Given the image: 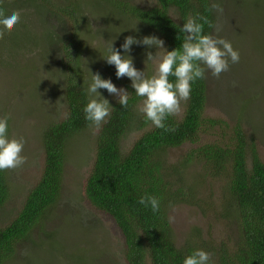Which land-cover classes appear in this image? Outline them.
Returning a JSON list of instances; mask_svg holds the SVG:
<instances>
[{
    "label": "rangeland",
    "instance_id": "374dc122",
    "mask_svg": "<svg viewBox=\"0 0 264 264\" xmlns=\"http://www.w3.org/2000/svg\"><path fill=\"white\" fill-rule=\"evenodd\" d=\"M116 1L144 8L156 6V0H45L43 3L3 0L7 13L19 11L22 19L15 32H6L0 40V117H10L9 138L26 141L23 155L27 163L8 170L10 197L0 210L2 225L8 224L21 210L28 193L41 178L45 162L43 129L48 122L58 121L67 114L60 93L64 75L79 70L80 75L86 74L88 82L92 73H99L131 94L132 81L128 77L118 79L115 66L109 65L104 57L112 44L125 55L121 45L128 36L140 40L145 36L159 37L127 21L114 11L115 5L110 9ZM211 1L224 9L223 14L215 11L222 31L218 34L214 31L212 35L230 41L239 51L240 61L219 78L210 71L206 73L208 101L204 116L220 122L203 133L202 143L223 142L229 135L228 124L234 125L238 119L243 121L246 131L256 134L258 152L264 161V0ZM68 12L73 13L72 17ZM164 48L133 44L127 55L138 70L151 78L157 73L159 60L146 62L147 54L158 52V56H163ZM99 92L109 102L118 100L106 89ZM248 99L253 104L242 110L244 100ZM138 104V113L142 115L139 111L142 101ZM181 107L177 117L183 114L184 102ZM101 128L98 131L88 128L72 140L59 206L47 216L44 229L36 230L32 241L21 243L17 259L7 264H127L118 226L85 197ZM143 132L135 130L128 134L122 141V150L128 152ZM190 148L184 145L171 149L166 159L170 164L180 161ZM203 166L201 162L189 165L184 173L186 181L197 186L198 198H212L220 206L222 182L204 175ZM222 213L216 217L212 209L202 211L187 203L171 207L168 214L175 217L171 226L177 244L182 245L188 237L201 232L214 245L228 243L232 247L236 241L235 225L224 219Z\"/></svg>",
    "mask_w": 264,
    "mask_h": 264
},
{
    "label": "trees",
    "instance_id": "16d2710c",
    "mask_svg": "<svg viewBox=\"0 0 264 264\" xmlns=\"http://www.w3.org/2000/svg\"><path fill=\"white\" fill-rule=\"evenodd\" d=\"M34 1L43 3L45 0ZM211 4V0H156V6L144 8L116 1L110 9L115 5L116 13L158 36L166 51H172L182 47L185 34L180 29L190 15L199 14L217 24ZM0 7L6 10L3 0ZM214 31L204 25L203 34L212 35ZM77 73L79 70L64 75L61 86L66 116L48 122L43 129L45 162L40 180L11 221L6 225L0 221V264L17 259L21 243L32 241V234L44 229L47 216L59 206L69 145L90 128L83 109L90 99L86 88L91 81L85 80L86 74L76 76ZM169 79L174 83L176 78ZM207 87V78L195 81L190 99L184 102L182 116L166 119V125L175 131L157 128L143 113H138V103L143 98L135 94L134 88L127 108L118 100L109 102L111 115L98 133L96 157L85 185V197L118 226L124 239L127 264H183L184 259L198 249L211 253L213 264H264V161L258 152L257 137L253 131H246L243 121L237 119L234 125L228 124L226 140L202 143L203 133L220 122L204 116ZM249 104L253 102L244 100L242 110ZM10 123L9 119V131ZM135 130L144 132L131 149L124 152L122 141ZM184 145L191 148L180 161L170 164L166 153ZM195 162L204 164V175L222 182L220 206H216L212 198H198L197 186L186 181L184 173ZM9 182L8 170L0 171V210L10 197ZM143 196L158 198L159 212L154 213L151 207L140 204ZM182 203L193 204L202 211L212 209L216 217L223 212V218L235 225L236 241L232 247L228 243L214 245L202 237L201 232L188 237L182 245L177 244L168 212L170 204Z\"/></svg>",
    "mask_w": 264,
    "mask_h": 264
},
{
    "label": "clouds",
    "instance_id": "9594fccd",
    "mask_svg": "<svg viewBox=\"0 0 264 264\" xmlns=\"http://www.w3.org/2000/svg\"><path fill=\"white\" fill-rule=\"evenodd\" d=\"M210 10L220 14L224 11L221 4L215 2L211 4ZM21 19V12L6 14V10L0 7V40L4 39L6 32L10 34L16 31ZM205 24L215 29L217 34L222 31V25L214 24L207 17L190 15L180 29L185 34L180 49L166 51L163 56H158V52L156 55L149 52L146 62L159 60L157 73L151 78H147L144 71L134 66L133 59L127 53L131 52L133 44L156 47L158 50L164 48V42L155 36H145L142 40L128 36L121 45L125 55H121L112 44L109 54L104 57L109 65L115 66L118 79L128 77L132 81L135 94L143 98L139 111L157 128L175 131L165 121L169 116L180 114L182 102L190 99L192 84L206 79L208 71L219 78L222 73L230 70L232 64L240 61V53L230 41L218 35L203 34ZM169 77H175V82H170ZM99 89H106L110 95L117 97L118 103L124 108L129 103V93L125 89L117 88L111 79H103L99 73H92L91 83L86 88L90 99L83 111L85 119L90 122L89 127L94 131H98L111 115L110 103L100 94ZM9 118L0 117V171L16 170L27 163V157L23 155L26 143L24 138H9ZM139 203L146 208L151 207L154 213L160 210V200L155 196H143ZM169 206L173 209L175 207L171 204ZM174 221V216L168 217L170 224ZM183 264H213L212 254L195 250L184 259Z\"/></svg>",
    "mask_w": 264,
    "mask_h": 264
}]
</instances>
